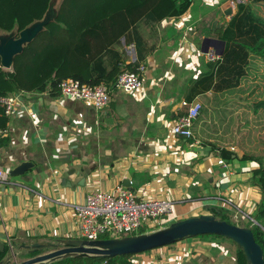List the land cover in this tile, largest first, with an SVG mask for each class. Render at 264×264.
I'll return each mask as SVG.
<instances>
[{"label":"crops","instance_id":"crops-1","mask_svg":"<svg viewBox=\"0 0 264 264\" xmlns=\"http://www.w3.org/2000/svg\"><path fill=\"white\" fill-rule=\"evenodd\" d=\"M230 1L193 0L180 18L141 24L136 35L150 49L141 63L147 68L145 88L135 94L112 90V103L104 110L49 90L21 96L7 134L0 133L8 141L0 146V168L9 174L24 162L34 167L24 176H9L0 186V240L6 246L9 240L21 249L36 242L77 239L74 207L89 192H113L120 185L141 199L173 202L168 225L212 215V208H233L252 218L262 199L251 182L258 166L225 160L226 167L218 165L213 145H225L216 115L209 111L195 123L193 140L177 139L171 132L184 112L181 101L189 82L207 63L197 49L206 39L221 40V29L237 12L225 14L223 7ZM130 45L136 50L134 43L122 40L126 64L138 59L137 51L136 57L129 55ZM238 90L247 91L242 85ZM204 97L196 100L202 105ZM236 147L228 148L237 153ZM225 241L209 236L186 239L173 255L186 254L183 264H236V247Z\"/></svg>","mask_w":264,"mask_h":264},{"label":"trees","instance_id":"trees-1","mask_svg":"<svg viewBox=\"0 0 264 264\" xmlns=\"http://www.w3.org/2000/svg\"><path fill=\"white\" fill-rule=\"evenodd\" d=\"M50 2L51 0H0V30L12 32L17 29L20 32L26 29L44 18ZM192 2L193 0H62L56 21L28 44L21 55L16 56L12 71L3 69L0 61V99L23 91L44 93L49 90L52 95H57L61 93L59 86L65 79L92 86L105 84L111 91L116 90L119 75L137 72L145 53L150 52L144 39L136 35L138 27L141 24L155 26L168 18H180L190 9ZM254 2L264 4V0ZM220 34V39L226 42L225 54L217 62L205 63L203 71L189 82L185 91L189 102L213 93L214 99H207L209 107L222 96H237L244 79L246 78V82L248 80L247 75L252 65H258L257 59L264 64L263 15L248 5L239 6ZM123 39L126 45H136L137 62L126 64ZM228 102L229 100L225 104ZM222 105L226 108L223 103ZM255 107L256 111L264 109V101ZM186 112L184 110L180 116ZM208 113L207 108L200 111L195 123ZM224 113L226 123L222 125L226 126L220 127L223 129L220 139L226 147L218 149L217 145H213V150H218L219 157L227 162L250 161L258 166L251 182L261 190L262 199L252 215L257 224L250 220L247 227L253 230L256 242L264 250V150L255 149L242 154L232 152L228 147L238 146L239 143L232 130L235 123L234 110L230 114H226V111ZM9 119L0 101V131L7 129ZM7 145L8 141L0 135V146ZM211 210L217 219L230 223L221 209ZM144 233L145 230L140 232ZM205 236L230 241L236 246L235 263L248 264L243 249L233 241L215 235ZM8 251L9 247L6 246L5 252L0 253V260ZM135 256L69 257L50 264H133Z\"/></svg>","mask_w":264,"mask_h":264},{"label":"built area","instance_id":"built-area-1","mask_svg":"<svg viewBox=\"0 0 264 264\" xmlns=\"http://www.w3.org/2000/svg\"><path fill=\"white\" fill-rule=\"evenodd\" d=\"M254 0H231L232 10L239 6L253 3ZM129 55L134 56L135 46L130 45L127 48ZM197 51L203 55L207 62H217L221 57L214 49H209L208 53H203L202 49ZM146 66L140 64L137 72H124L119 75L116 88L124 94H135L145 88L144 75ZM60 92L63 97L83 101L94 106L98 111L104 110L112 103L111 90L105 84L92 86L81 84L73 79H65L60 84ZM29 92H20L15 95L6 96L0 99L5 109V115L11 117L18 108L19 100L24 94ZM181 108L186 110V114L179 116L173 123L171 132L177 139L193 140V126L202 109L199 101L189 102L184 99L181 101ZM1 134H7V129L2 130ZM234 150V149H232ZM218 165L226 167V162L218 159ZM9 174L0 168V186L7 183ZM77 226V239L87 241H97L101 239H122L140 235V232L160 227L170 222V216L173 214V202L166 199L145 200L138 194L120 185L113 192L92 191L89 192L85 200L74 207ZM240 212L236 211V214ZM252 222L257 224L254 219ZM183 242V241H181ZM179 242V243H181ZM10 251L14 252V246L8 241ZM152 250L158 251L149 258L136 255L132 259L133 264H183L186 254L174 256L173 253L178 250V244ZM166 251H162V250ZM146 254V253H144ZM138 257V258H137ZM15 259L13 264H18Z\"/></svg>","mask_w":264,"mask_h":264},{"label":"water","instance_id":"water-1","mask_svg":"<svg viewBox=\"0 0 264 264\" xmlns=\"http://www.w3.org/2000/svg\"><path fill=\"white\" fill-rule=\"evenodd\" d=\"M57 2L58 0H51L44 18L31 24L26 29L20 32L17 29L12 32H2L0 35V61L3 69L12 71L16 56L21 55L28 44L35 41L49 24L56 21L60 6ZM223 9L227 16L233 14L230 2L225 4ZM225 47V41L206 39L201 48L203 53H208L209 49L212 48L220 57H223ZM134 57H136V54H134ZM33 167V163L24 162L11 170L9 176L12 178L24 176ZM205 235L220 236L236 243L243 249L248 264H264V250L256 242L251 228L239 227L227 221L219 220L213 215L187 218L171 223L163 229L122 239H101L97 241L74 239L62 240L56 243L36 242L23 245L21 249L27 252L35 253L47 249L51 251L18 264H50L69 257L80 256L114 258L117 256L139 255L177 244L186 239ZM5 250L6 245L0 240V253H4ZM17 258L18 254L15 253L14 247V252L12 253L9 250L4 258L0 260V264H13V261Z\"/></svg>","mask_w":264,"mask_h":264},{"label":"rangeland","instance_id":"rangeland-1","mask_svg":"<svg viewBox=\"0 0 264 264\" xmlns=\"http://www.w3.org/2000/svg\"><path fill=\"white\" fill-rule=\"evenodd\" d=\"M61 0H58V5H60ZM248 7L252 8L255 12H257L260 15H264V4L263 3H250L248 4ZM4 32L3 30H0V35ZM258 65H252V68L249 70L248 80L246 82V78L243 80L242 88L243 90L247 89L244 93H239L237 96H227V97H221L218 99L215 103L212 104V106H207V99L204 97V100L202 102V109L208 108L210 112H212L217 117V123L220 128L221 126L225 127V113H231V110H234L233 117L235 119V123L232 127L233 132L235 133V136L239 140L238 146L236 147L237 153L242 154V151L244 152H253L255 149L258 151L264 150V109H260L256 111V104L259 102L264 101V64H261L257 62ZM262 70V71H261ZM248 83V84H247ZM249 92V94H247ZM211 96V97H209ZM207 97L211 100L214 99L213 95H207ZM229 100L228 104H225V102ZM222 103L226 106L222 105ZM237 107H240V110L238 111L236 115V109ZM226 109V110H225ZM246 113V115H245ZM219 116V118H218ZM248 117H252V119H248ZM220 121H222L220 123ZM240 137V139L238 138ZM223 215L231 224L237 225L239 227H247L249 224V221L253 218H248L244 216L243 214L239 213L236 214V210L233 208H229L227 210H222ZM206 213L209 211L206 210ZM210 215V214H206ZM168 225V224H165ZM165 225H162L160 227H164ZM156 227L150 230H147V232L156 231V229L160 228ZM204 237V236H200ZM223 240V239H222ZM225 243L228 245L229 243L234 245L233 243L229 241H225ZM235 246V245H234ZM236 247V246H235ZM16 248V246H15ZM51 250H40L38 252L32 253L27 252L23 249H15V253L18 254L17 260L19 262L29 260L31 258H34L39 255H44L50 252Z\"/></svg>","mask_w":264,"mask_h":264}]
</instances>
